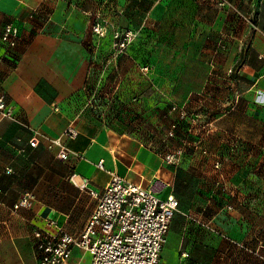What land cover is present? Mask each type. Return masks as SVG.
<instances>
[{
    "label": "crops",
    "instance_id": "1",
    "mask_svg": "<svg viewBox=\"0 0 264 264\" xmlns=\"http://www.w3.org/2000/svg\"><path fill=\"white\" fill-rule=\"evenodd\" d=\"M192 1L119 0L112 20L136 35L118 58L124 105L105 115L86 88L114 79L104 69L110 45L92 39L98 0H0L1 54L4 25L20 32L0 84L14 106L0 122V264H38L33 232L56 231L49 220L81 230L112 172L177 198L164 263L178 264L181 250L194 262L200 249L209 251L201 264H264V249L248 250L264 239V0H229L232 9ZM178 147L181 158L165 160ZM26 193L30 204L13 208ZM62 264H90V255L75 247Z\"/></svg>",
    "mask_w": 264,
    "mask_h": 264
},
{
    "label": "built area",
    "instance_id": "2",
    "mask_svg": "<svg viewBox=\"0 0 264 264\" xmlns=\"http://www.w3.org/2000/svg\"><path fill=\"white\" fill-rule=\"evenodd\" d=\"M218 2L232 9L229 0H218ZM37 12L38 8H32L28 17L32 18ZM93 17L91 30L94 35L102 37L108 31L112 32V57L129 48L130 42L136 35L133 29L113 28L108 18L101 14H94ZM1 33L6 51L0 53V84L2 61L20 38L19 27L14 22L5 24ZM142 70H149V65L143 66ZM13 109L14 106L7 102L6 95L0 88V122L5 117H12ZM174 128L175 125L170 129L169 135L174 134ZM36 144V138H32L29 142L30 146ZM57 144H59L57 156L66 159L68 148L64 144ZM183 153L184 149L178 147L166 152L164 158L168 162L176 163ZM97 162L99 168H104L103 160ZM110 176L98 194L95 208L87 218L86 224L77 233L69 232L53 220L48 222L56 231L37 229L33 232L38 264H62L75 247H80L89 253L90 264H166L163 262L162 252L172 217L179 209L177 198L172 193L161 196L160 184L157 182L144 186L130 182L114 172ZM31 196L30 193L24 194L13 208L28 206ZM258 245V248L264 247V239L259 241ZM180 257L181 263L184 264L189 253L181 250Z\"/></svg>",
    "mask_w": 264,
    "mask_h": 264
},
{
    "label": "rangeland",
    "instance_id": "3",
    "mask_svg": "<svg viewBox=\"0 0 264 264\" xmlns=\"http://www.w3.org/2000/svg\"><path fill=\"white\" fill-rule=\"evenodd\" d=\"M215 2V4H218L219 7L222 6L219 4L218 0H213ZM167 2V0H126V7H129V6H132L133 3L138 4L140 3V6L142 8H144V6H146L145 8H147L149 5H156L157 7L159 6H163L165 3ZM188 3H193L195 4L192 0H187ZM103 3L102 6H100V4ZM199 6H201L202 4H205L204 1H200L199 3H196ZM120 3H119V0H98L97 4L95 3L94 4V7L92 8L94 11H97L96 14H99V10H101V7L104 8V9H108V13H107V16L106 15H103L102 11L100 12L101 15L105 16V18L109 17L108 20H109V23H110V26L111 27H117L120 28V29H124V28H128V27H124L123 25H119L118 22L114 24V20H112L113 18H116L117 15L115 14V12L118 11V8H120ZM96 9V10H95ZM110 17H112L110 19ZM94 17H92L90 19V25H91V21H93ZM115 25V26H113ZM134 30V29H133ZM135 33H136V30H134ZM93 33V32H92ZM92 39H93V42L94 43H101V42H104V43H107L108 45H110V47L108 48V50L106 51V56H105V61H104V65H107L104 69L106 71V73L108 74H111L113 75L114 79L112 78L110 82H112L110 88H109V85H108V81H107V74H103L102 77H99L96 81L92 82V84H88L87 85V89H88V92H89V95L90 96V103L91 104H94L100 113H104L105 115L108 113H111L113 110L114 111H117L118 108L120 107H123L124 103L122 102L121 98L123 97V94L121 92V83L123 82V79H122V75L120 74H116L117 70L119 69V56L122 55L123 53L125 52H121V53H118L115 57L111 56V53L113 51V48H112V45H111V41H112V32L111 31H108L107 34L105 36H102V37H98L94 34H92ZM135 37V36H134ZM128 49V48H127ZM106 62V63H105ZM147 64H151V63H148L146 62ZM145 64H141L139 63V71L141 73H143V71L141 70V66L142 65H146ZM150 68V66H149ZM105 73V72H104ZM145 75L147 74L144 73ZM150 80L152 81L153 79L152 78H149V76L147 77V83H150L151 85V82ZM107 95V96H106ZM105 98H107V101L104 100ZM132 98H135V99H132ZM130 102H137L138 101V94L136 95H132L130 96ZM133 119H134V122L135 123H138L140 124L141 120H142V117L139 116V113H136L135 116H133ZM181 158V157H180ZM179 158V159H180ZM251 250L254 251L255 253V250H257V253L258 254H261L260 251L261 249H264V248H258V247H254L253 249L250 248ZM215 251L216 250H212V256L211 258L215 259L214 261L218 262L217 259L215 258ZM194 254L197 255L194 256V258H196L197 260H195L193 262V258L191 257L190 259H186L185 261H187L188 263L187 264H201V260L203 258H206L207 257V254L209 255V251H205V250H200V249H197L193 252ZM176 262L178 264H182L179 260H180V253H178V255L176 254ZM198 258H202L201 260L198 259ZM216 264H219V263H216Z\"/></svg>",
    "mask_w": 264,
    "mask_h": 264
},
{
    "label": "trees",
    "instance_id": "4",
    "mask_svg": "<svg viewBox=\"0 0 264 264\" xmlns=\"http://www.w3.org/2000/svg\"><path fill=\"white\" fill-rule=\"evenodd\" d=\"M188 260V259H187Z\"/></svg>",
    "mask_w": 264,
    "mask_h": 264
}]
</instances>
